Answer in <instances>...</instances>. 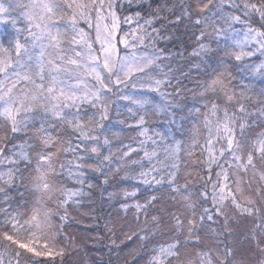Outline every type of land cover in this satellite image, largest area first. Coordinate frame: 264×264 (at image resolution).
Returning <instances> with one entry per match:
<instances>
[{
    "label": "snow or ice",
    "instance_id": "obj_1",
    "mask_svg": "<svg viewBox=\"0 0 264 264\" xmlns=\"http://www.w3.org/2000/svg\"><path fill=\"white\" fill-rule=\"evenodd\" d=\"M0 264H264V0H0Z\"/></svg>",
    "mask_w": 264,
    "mask_h": 264
}]
</instances>
